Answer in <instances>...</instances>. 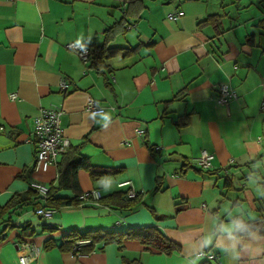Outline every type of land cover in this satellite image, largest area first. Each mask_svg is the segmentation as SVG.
<instances>
[{
	"label": "crops",
	"instance_id": "0c3cea01",
	"mask_svg": "<svg viewBox=\"0 0 264 264\" xmlns=\"http://www.w3.org/2000/svg\"><path fill=\"white\" fill-rule=\"evenodd\" d=\"M177 9L183 15L168 19ZM210 14L219 24L198 26ZM123 15L111 45L134 51H116L110 71L97 72L66 47L101 44ZM221 83L236 93L227 105L215 100ZM88 98L106 110L87 111ZM262 100L264 0H0V207L32 191L31 181L56 183L57 165L34 169L30 129L41 108H59L70 147L113 171L93 180L79 169L82 193L139 195L133 211L89 199L43 218L33 194L5 214L0 264H20L24 242L40 249L28 264H200L207 254L216 255L213 264H264V231L235 235L233 220L264 216ZM203 150L217 172L197 165ZM145 226L178 247L126 239L80 255L59 248L72 229ZM48 239L55 245L45 248Z\"/></svg>",
	"mask_w": 264,
	"mask_h": 264
},
{
	"label": "trees",
	"instance_id": "16d2710c",
	"mask_svg": "<svg viewBox=\"0 0 264 264\" xmlns=\"http://www.w3.org/2000/svg\"><path fill=\"white\" fill-rule=\"evenodd\" d=\"M131 1V0H124ZM124 13V12H123ZM126 13V11H125ZM218 16L215 14L208 15L206 18L198 22V26H202L207 23H211L217 26ZM125 15L120 20H117L111 26H108L104 30L103 41L99 45L88 47V64L91 68L95 69L97 72L104 74L110 71L109 60L118 50L123 51V55H129L134 51L133 47L120 48L117 46H112L111 41L113 39L114 29L118 24H125ZM151 151L155 150L153 146H149ZM62 157L57 161V178L56 183L50 184L48 194L44 199L43 203L47 206L58 210L61 207L78 205L82 201L80 195L79 183L77 180V172L79 169H84L88 172L91 179H98L105 175L112 173L113 171L92 165L88 159L82 156L79 152L78 147H69L67 151L61 154ZM203 169V168H201ZM208 173L217 172L218 170L203 169ZM224 186L226 189L232 188L231 179L228 176L224 177ZM70 191L71 195H63L60 192ZM34 191H27L26 194H17L14 196L12 201L0 207V241L4 239L3 229L9 226L6 224L8 218L5 214L9 213V209L17 204H23L29 200ZM37 198H42L36 194ZM43 200V198H42ZM100 205H104L114 209H121L122 211H133L139 202V195L135 196L128 195L127 191H115L110 194L100 196L96 201ZM43 203L39 204L42 205ZM38 205V206H39ZM37 207V206H36ZM35 207V208H36ZM234 234L241 236L251 233L254 230L260 232L264 231V216H259L254 220H245L241 217H235L234 219ZM77 239H89L90 243L82 246L81 250L83 252H89L95 249L101 248L104 244L109 242H117L121 244L123 240L126 239H136L141 243L153 247L158 250L172 251L178 246L171 240L167 239L155 226H145L141 228H128L125 231L120 230H103V229H86V230H69L64 234V238L59 245L61 249L70 250ZM55 245L52 239H48L44 242V247L48 248ZM200 264H213L209 260L202 261Z\"/></svg>",
	"mask_w": 264,
	"mask_h": 264
},
{
	"label": "built area",
	"instance_id": "2783aa9c",
	"mask_svg": "<svg viewBox=\"0 0 264 264\" xmlns=\"http://www.w3.org/2000/svg\"><path fill=\"white\" fill-rule=\"evenodd\" d=\"M183 15L181 9L174 10L167 14V18L174 20ZM66 47L75 52L84 63L88 62V46L81 43L69 42ZM67 82L61 80L59 87L61 91L67 89ZM11 98H15L16 94L11 93ZM236 97L235 91L227 83H221L218 87V92L215 100L221 105H227L231 100ZM106 106L100 105L97 100L88 98L86 103V110L95 114L103 113L106 110ZM109 108H113L109 106ZM261 110H264V100L261 101ZM62 111L59 108H41L38 114L33 118V124L30 129V141L35 147V170H47L51 165H57L58 156L65 153L70 147L69 139L63 134V130L60 124V117ZM0 130H3V126H0ZM140 135L141 131H137ZM213 154L205 150L201 151L200 155L195 159L198 166L203 169L212 168ZM129 181L121 182L119 185L129 184ZM29 188L36 194L44 199L46 198L49 187L48 185L39 181H31ZM128 195L135 196L136 193L128 189ZM101 196V193L97 189H92L89 192L82 193L80 195L81 201L93 200L97 201ZM55 212V209L47 206L45 202L42 205L34 208V213L43 218H50ZM89 239H77L75 240L71 251L76 255L84 254L81 250L82 246L89 244ZM22 247L26 250V254L19 256L20 264H28L35 260L39 255L40 249L32 242H24ZM207 260L213 262L216 259V255L207 254Z\"/></svg>",
	"mask_w": 264,
	"mask_h": 264
}]
</instances>
